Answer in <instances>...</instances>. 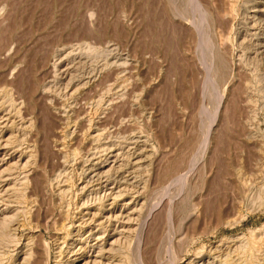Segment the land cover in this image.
Segmentation results:
<instances>
[{
  "label": "rangeland",
  "instance_id": "374dc122",
  "mask_svg": "<svg viewBox=\"0 0 264 264\" xmlns=\"http://www.w3.org/2000/svg\"><path fill=\"white\" fill-rule=\"evenodd\" d=\"M194 3L0 0V118L24 157L0 176V264L22 246L61 264L110 190L139 198L114 264H239L236 238L264 244V0Z\"/></svg>",
  "mask_w": 264,
  "mask_h": 264
},
{
  "label": "bare ground",
  "instance_id": "6f19581e",
  "mask_svg": "<svg viewBox=\"0 0 264 264\" xmlns=\"http://www.w3.org/2000/svg\"><path fill=\"white\" fill-rule=\"evenodd\" d=\"M189 1H191L192 4H193V2L196 3V0H189ZM196 6H198V5H196ZM199 8L201 11L200 5H199ZM203 18L204 17L201 16L202 20H203ZM202 22L204 23V21H202ZM61 64H62V62H61V60H59L54 65V69L55 68L56 69L61 68ZM6 101H7V99H6ZM8 102L10 103L11 107H16V105H17L12 101V98L9 99ZM2 105L3 104L1 103L0 106H2ZM1 112H2V110H1ZM1 116H2V118H0V176L4 172H6L7 174H11L10 172L12 170H15L18 166H20L22 164V162H23L22 160L24 158V157L22 158L21 153L19 154V156L18 155L16 156L19 148L17 149L16 146H14V144H16V142H15L16 140L14 141L12 134L9 133L10 132L9 128H11L12 124L14 123L13 122L14 117L12 116L11 113L9 115L8 113H5V112H2ZM96 133H97V131H96ZM99 136H100V134L97 135L96 138H98ZM207 140H208V135H207ZM100 148H101V146H100ZM100 148H97V149L100 150ZM9 149L12 150L11 151L12 153L9 151H8L9 153H7V150H9ZM110 149L112 150V148H110ZM23 156H24V154H23ZM14 157L17 158L16 162L15 161L12 162ZM27 157H29V156H27ZM112 157L115 159L117 156H112ZM106 161H105V163L104 162L103 163L97 162V164H95L93 166V169L90 170L91 172L94 171V173H93L94 178H95V176L99 177L100 175H103L104 173L109 171L111 168H113L114 160H113V162H110V163H108ZM26 163H27V161L23 164L26 166L27 165ZM8 176H10V175H8ZM7 178L8 177H5L2 180V182L0 183L1 184V186H0L1 191L7 192L10 190V188L8 186H9V180L12 178H10L9 180ZM16 178H18V177H16ZM26 178H27V176H24L23 180H26ZM92 179H93V177H92ZM10 183H12V181H10ZM99 186H100V184L97 183L96 187H99ZM15 189H16V187H15ZM109 190H110V188H109ZM109 192L110 193H108L106 196V200L103 201V203L100 204L98 207L89 206V205H86L84 203H83V205L80 206V208H79V210H80L79 215L80 216H79L78 220L75 219V220H77L76 221L77 224L74 226L73 225L71 226L72 231H69L67 233L66 240L69 238V236L72 234V232L75 231V228H77V227H78L77 229L83 230L85 228V226L88 227V225H90V226H92V229H90L89 234L86 238H82L79 235V236H76L75 240L70 239L69 242L65 240L67 243L65 242L64 244H67V245H66V249H64L65 252H64L63 258L61 259V260H63V262L61 264H114L113 262L109 261L110 258H108V260H107V258L104 257L103 255L105 252L108 253V252L113 250V248L115 247V245L118 241L117 237L128 233V223L129 222L127 223L126 220L130 219L132 216V212H128V210H129L131 205L139 202V198H135L130 202L129 201L123 202L121 205H117V202L115 200L116 196H114L115 192L113 193L112 190H110ZM138 205H140V204H138ZM5 209L2 210V212L0 210V213L5 214L7 211V209L6 210ZM138 213H139V211H138ZM4 219H6V218H4ZM8 220L11 221V219H8ZM119 220H122L121 224L119 225L120 231L119 230L117 231V229L115 228L116 226L113 227V229H110L112 227L111 226L112 223L114 221H116L115 224H117V223H119ZM257 237H255V234H253V236L251 237L250 240H244V238H241V239L236 238V240H234L236 243H238V249H240V251L242 250V254H243V257H241L243 259V261L239 264H253V260L255 259L256 254L257 253H260V254L264 253V244L261 243L263 241L258 239ZM262 245H263V247H262ZM215 248H217V246ZM18 249H19V251H18L17 255L19 256L21 254L18 257L19 263H16L18 261L14 262V263L26 264L28 261V258L30 257V253H28L29 251L27 252L28 249L26 248V246L19 247ZM201 257H202V258H200L201 261H199V262H201V264H205L207 261L209 262V258H207V261L205 262L202 254H201ZM175 259L177 260V256H175ZM225 263L227 264V260L223 261V264H225ZM186 264H195V263H194V261H189Z\"/></svg>",
  "mask_w": 264,
  "mask_h": 264
}]
</instances>
